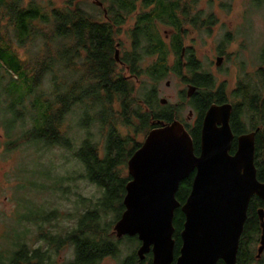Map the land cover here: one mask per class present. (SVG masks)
I'll return each mask as SVG.
<instances>
[{
  "label": "trees",
  "instance_id": "obj_1",
  "mask_svg": "<svg viewBox=\"0 0 264 264\" xmlns=\"http://www.w3.org/2000/svg\"><path fill=\"white\" fill-rule=\"evenodd\" d=\"M82 2L65 0L62 6L44 12L34 0L25 6L24 0H0V17L7 19L18 45L31 42V46L40 49L34 62L25 64L0 35V69L5 71V77L0 78V125L8 140L6 145L15 148L23 144L34 149L57 146L71 151L83 169V178L100 190L94 201L77 199L71 216L75 223L65 234L43 232L39 226L38 241L43 246L30 248L23 241L15 243V250L0 264H58L55 256L66 247L71 249L70 258L59 264H99L105 258L117 257L124 240L131 245L140 244L136 237L117 239L113 233V226L124 211L122 201L130 180L124 169L141 145L135 137L146 136L162 123L179 120L198 155L205 112L211 104L230 102L221 89H215L214 78L202 70L192 49L183 45L185 26L198 30L203 23L201 12L195 11L198 0H101L106 6L102 10L97 6L98 11L93 13L82 7ZM136 12L134 24L127 32L130 50L117 62L115 51L122 47L118 36ZM160 27L171 30L168 43ZM170 55L175 57L173 66L168 65ZM150 57L155 58L154 62L142 68L144 59ZM120 62L128 67L131 77L120 73ZM169 72L195 88L187 99L195 114L192 125L180 119L185 103L162 106L157 98L156 85ZM142 75L153 81L150 88L140 82ZM256 77L258 82L235 93L239 102L230 117L234 136L230 154L236 150L238 136L254 132L256 177L264 182L261 73ZM132 79H137L139 85ZM95 127L106 134L102 150L91 132ZM121 128L127 131L125 135L120 133ZM73 129L84 134L76 149L70 135ZM192 179L193 175L183 180L175 194L180 207L188 197ZM259 203L255 198L249 202V213L252 212L245 222L243 237L259 232L255 215ZM44 215L42 220H31L32 224H52L58 219L55 211ZM183 222L184 215L178 208L173 218L174 258L179 254ZM119 264L152 262L150 255L139 260L137 251H132Z\"/></svg>",
  "mask_w": 264,
  "mask_h": 264
},
{
  "label": "rangeland",
  "instance_id": "obj_2",
  "mask_svg": "<svg viewBox=\"0 0 264 264\" xmlns=\"http://www.w3.org/2000/svg\"><path fill=\"white\" fill-rule=\"evenodd\" d=\"M28 1L24 0V6ZM34 1L44 12H49L54 6L60 7L65 2V0ZM99 2L101 0H83L81 6L93 13L98 11L96 7ZM139 5L137 3L138 10ZM105 6L104 3L99 9L102 10ZM195 11L201 12L203 23L198 30L185 26L183 45L192 49L196 59L202 64V70L211 72L218 84H225L228 97L233 83L238 78H243L244 74L253 75L258 71L261 73L263 81L261 87L264 92V58H260L264 55V1L198 0ZM136 14L137 12L127 19L118 36V40L122 43V47L117 48L119 58L130 50L127 32L134 24ZM7 27V19L0 17V35L11 44V48L22 62L25 64L34 62L35 53L37 49L40 50L39 47L31 46V42H27L25 46H19L13 38V29ZM160 32L168 43L167 38L171 30L167 27H160ZM225 38L228 42L230 40L224 48L229 57L222 68L216 70L215 53L222 46ZM154 60V57L145 58L141 64L142 68L150 65ZM174 61L175 57L170 55L168 65L173 66ZM121 68L122 71L119 70V72L129 76L128 72L119 66V69ZM4 72L0 69V78L5 77ZM183 73L186 74L185 71ZM132 80L139 85L137 79ZM139 80L144 83V88H150L153 85V81L148 76L142 75ZM188 85L174 73L169 72L157 83L156 90L158 100H165L162 106L185 103L180 119L192 125L195 121V114L187 104ZM229 101L232 102L230 99ZM189 112H192V115H189ZM119 131L123 135L127 132L124 128ZM91 132L102 150L105 131L100 133L95 127ZM70 135L74 139L76 149L84 134L78 129H73ZM144 138L145 136L135 137L136 141L141 143ZM7 142L0 125V261L5 260L15 250V243L23 241L30 248L39 244L43 246V243L38 241L39 226L42 227L43 232L65 234L75 223V219L71 216L75 211L77 199L84 198L94 201L100 196V190L83 178V169L73 158L71 151L60 149L57 146L34 149L23 144L12 148L6 145ZM124 172L128 175L127 164ZM52 211L58 214L56 222L52 224H43V222L37 226L32 224L31 220H42L45 212L49 214ZM21 237L23 238L19 239ZM139 245H131L124 240L120 244V253L117 257L105 258L99 264H119L132 251L136 252ZM70 254L71 249L66 247L57 253L55 259L59 264L69 259Z\"/></svg>",
  "mask_w": 264,
  "mask_h": 264
},
{
  "label": "water",
  "instance_id": "obj_3",
  "mask_svg": "<svg viewBox=\"0 0 264 264\" xmlns=\"http://www.w3.org/2000/svg\"><path fill=\"white\" fill-rule=\"evenodd\" d=\"M115 59L119 62L118 49ZM194 90L188 87V98ZM230 112L229 104L209 106L202 120L198 155L184 126L175 120L151 129L128 159L124 211L113 233L117 239L136 237L140 259L151 252L153 264H172L173 218L180 208L184 222L174 264L235 263L249 202L253 195L264 200V182L256 177L254 132L240 135L230 154L234 139ZM191 175L190 192L180 207L175 194ZM263 215L264 211L258 212L262 244Z\"/></svg>",
  "mask_w": 264,
  "mask_h": 264
},
{
  "label": "flooded vegetation",
  "instance_id": "obj_4",
  "mask_svg": "<svg viewBox=\"0 0 264 264\" xmlns=\"http://www.w3.org/2000/svg\"><path fill=\"white\" fill-rule=\"evenodd\" d=\"M97 5L99 7H102V4L101 5L97 4ZM225 41H226V38H225V40H223L222 46L215 53L216 54V57H215L216 59H215V62H214V66H215L216 70H220L222 68V66L227 62L228 57H229V54L226 53V50H224V48L227 46L226 44H229L230 40H229L228 43H226ZM183 54H184V51H182V55H181L182 59H183ZM260 58L261 59L264 58V55H261ZM217 63H219V65H217ZM119 66L123 67L124 70L128 72V67H126L125 65H122L121 62L119 63ZM201 68H202V64H201ZM205 72L209 73L210 75H212L211 72H209V71H205ZM257 74H258V71L256 73H254L253 75L251 73H249V74H244L243 78H238V80L233 83L232 90L229 93V95H230L229 97H228V94H227V90L225 88V84L224 83H219L218 84L216 79L212 75V77L214 78V80L216 82V84H215L216 88L215 89L216 90L217 89H221L224 92V94L228 97V99L232 100V102H225V103L216 104V105L229 104L231 106V112H230V117H231V114H232V112L234 110V106L237 105L238 102H239V100H237L238 97L235 95V93H237V91L239 89L242 90L243 87H248L250 84H253L254 82H258L259 79H258V77H256ZM127 77H131V76L129 75ZM262 84H263V81L261 82V86H262ZM189 86L190 85H188V87ZM260 88H261L260 97H261V99L264 100V92L262 91V87H260ZM189 115H192V112H189ZM229 125H230V119H229ZM237 138H236V141H237ZM254 160H255V153H254ZM256 173H257V170H256ZM180 185H181V183H180ZM252 198L260 200V203L256 206V209H255V215L258 217L257 221H258V224H259V232H256V234H254V236L243 237L242 233L245 230L244 229L245 223H244L243 230H242V233H241L240 238H239L238 249H237L236 259H235V263L234 264H264V243L263 244L261 243L262 242L263 230L260 227V220H259V216H258V212L259 211H261V210L264 211V200L259 198L256 195H253L251 197V199ZM251 212L252 211H250V213H249V205H248L247 213H246V220H247V218L249 216H251ZM263 221H264V215H263ZM139 247H140V245H139ZM148 255L151 256V262H152L153 259H152V253L151 252L145 254L144 257L148 256ZM144 257H143V259L139 258V260H144ZM176 258H174L172 264L175 263ZM152 264H153V262H152ZM216 264H225V263L223 261L219 260Z\"/></svg>",
  "mask_w": 264,
  "mask_h": 264
}]
</instances>
